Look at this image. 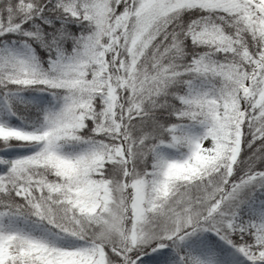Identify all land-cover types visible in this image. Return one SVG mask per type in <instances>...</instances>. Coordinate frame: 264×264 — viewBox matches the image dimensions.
Returning a JSON list of instances; mask_svg holds the SVG:
<instances>
[{
    "label": "snow or ice",
    "instance_id": "obj_1",
    "mask_svg": "<svg viewBox=\"0 0 264 264\" xmlns=\"http://www.w3.org/2000/svg\"><path fill=\"white\" fill-rule=\"evenodd\" d=\"M0 264H264V0H0Z\"/></svg>",
    "mask_w": 264,
    "mask_h": 264
}]
</instances>
